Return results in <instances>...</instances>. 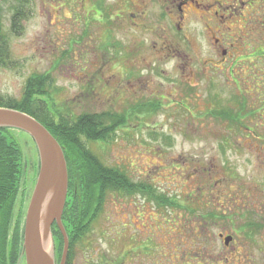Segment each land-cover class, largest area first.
<instances>
[{"label":"rangeland","instance_id":"1","mask_svg":"<svg viewBox=\"0 0 264 264\" xmlns=\"http://www.w3.org/2000/svg\"><path fill=\"white\" fill-rule=\"evenodd\" d=\"M234 1L233 18L225 11L197 14L184 30L193 44L176 56L159 55L153 47L154 31L162 24L153 17L152 4L143 18L147 35L143 30L127 35L125 22L124 40L146 44L143 55L136 52L132 60L141 66L134 69L136 77L141 74L149 84L142 83V94L128 93L124 79L120 87L127 95L121 99L111 83L126 77L127 69L110 65L102 71V61L95 63L113 58L112 50L81 47L85 30L95 38L107 28L89 14L95 11L91 0H30V16L20 34L10 31L12 2L3 4L10 56L0 63L1 102L19 103L31 77L51 74L56 109L75 117L110 113L115 106L123 114L133 107L143 114L152 103L158 107L147 120L140 119L142 126L120 130L106 146L90 144L107 166L127 173L131 191L109 189L101 206L93 198L91 208L83 211L91 224L74 240L70 264H264V0ZM145 4L137 1L138 14ZM169 8L175 13L173 5ZM162 29L176 35L167 20ZM230 42L237 48L223 55L221 44ZM90 80L108 85L106 95ZM229 111L236 122L221 115ZM13 133L23 167L4 264H26L22 248L17 259L11 253L18 233L22 241L39 155L30 135ZM65 222L73 237L84 231L69 216ZM54 234L60 263L64 238L58 228ZM225 236H234V249L226 247Z\"/></svg>","mask_w":264,"mask_h":264},{"label":"trees","instance_id":"2","mask_svg":"<svg viewBox=\"0 0 264 264\" xmlns=\"http://www.w3.org/2000/svg\"><path fill=\"white\" fill-rule=\"evenodd\" d=\"M9 2H12L10 5V31L12 33H22L23 22L30 16V0H3L0 2L1 64H6V60L10 56V45L3 29L5 12L3 4ZM50 75H34L28 80L23 99L18 101L19 103L0 101V107L17 109L36 118L50 130L63 147L69 174V189L63 223L66 225L65 221L69 216L75 228V222H77L84 229L81 234L74 237L70 235L69 229H66L70 237V249L66 264H70L74 240L83 236L91 224V216L84 214L83 211L91 208L93 198L97 199V206H101L109 189H115L118 192L131 191V182L127 173L121 169L117 170L115 167L107 166L88 146L89 142L108 143L111 141L117 129L126 122V115L103 112L99 114L84 113L75 117L66 109L57 110L50 90L53 81ZM148 108L156 111L158 107L151 104L148 105ZM221 115L236 122L230 111L223 112ZM22 154L13 129L0 128V264H4V256L8 250L9 228L18 196L19 176L23 167ZM116 172H118V179L114 178L117 177ZM56 228L58 227L54 224L53 232ZM61 235L59 236L62 239ZM54 236L56 237L55 234ZM21 243V233H18L14 251L11 253L13 259H17L19 256V249L22 248Z\"/></svg>","mask_w":264,"mask_h":264},{"label":"flooded vegetation","instance_id":"3","mask_svg":"<svg viewBox=\"0 0 264 264\" xmlns=\"http://www.w3.org/2000/svg\"><path fill=\"white\" fill-rule=\"evenodd\" d=\"M91 1L93 5L92 8H94L95 11L91 12L87 10V8L86 9L84 8V9L89 11V14L93 15L92 17L95 20H97V24L107 27V28L105 31L98 33L95 36V38L93 36L88 37L89 30L88 29L85 30L84 35L81 36V39H80L81 40L80 43L82 44L81 47L83 51H86V50L88 51L90 48L95 49V51L103 50L105 52L112 50L113 58L104 60V59H101L99 56L100 59H98V61H96L95 63L99 66L100 61H102L101 65L99 66L102 71L104 70L105 67L110 66V65L112 66L113 69L115 68L114 66H118V65H122L125 69H127L128 74L126 77L122 76L121 78L123 79L117 80L116 82L115 80H112V83H111L112 84L111 88L113 90L112 92L113 93L115 92L117 98H120V99H121V96L124 97L127 95V94L123 95L124 90H126L128 93L134 92L136 94L137 93L142 94L143 91H140L142 83L144 86L149 84V81L144 82L143 80H141L142 79V77H140L141 74L139 75V77L138 75L136 77V74H135L136 71L134 69L137 67H141V66L139 64H135V61L132 60L133 54L136 52L138 53L139 56L143 55V52L146 50V48H144L145 50L141 48L145 47L146 44H142L143 45L142 47L140 41H139L140 45H138L139 43L137 44L136 41L129 43L124 40V35L126 34L121 33V26L125 22H128V29L126 30L127 35L131 34L130 31L136 34L138 33L137 31H140V30L144 31L141 33L142 35H147L149 29L147 27L146 22L143 21V18L146 17L148 7L149 5L152 4L154 6V9L157 11L156 13L153 9V14H154L153 17H156L158 20H160L162 24L159 29L160 31H157V30L154 31L157 34L158 38L155 40L153 47L156 48V52L159 55H161L164 52H171L172 53L171 56H176L177 55L176 52L182 49L184 50L186 48L184 45H186L187 47L191 46L189 44H191L192 41L187 37V35H185L184 30L187 24L189 23L191 24L192 19H194L197 16V14H200L202 17L205 15L216 16V15H220L222 11L223 13L225 11L227 13L226 15L233 18L234 9H237L236 8L237 3L234 0H230V2H225V0L223 1L221 0H150L149 4L147 3L148 1L145 0L146 6L142 14L140 15L138 14V10H137L138 0H113L112 4H109V5H108L107 0H91ZM242 2H243V5L246 4L243 0ZM172 5L175 7V13L173 11V14H172V11L170 12L171 8L168 9V7ZM158 6L161 9L160 12H158ZM85 17H88V16L85 15ZM80 18L83 19L82 17ZM111 20H112V23H111ZM166 20H167L168 25H171V29L175 31V34H176L175 36H171V37L167 36L168 33L165 32V29H162L163 22H165ZM108 26L109 27L111 26V28H109ZM143 27H145L147 30L145 31ZM229 29L231 28L229 27ZM163 30H164V33H162ZM104 36H106L107 39H104ZM215 41L219 42L220 39H218L217 37ZM221 47H222L221 51L223 52V55L228 56L231 50L234 51L237 48V44L230 42L229 44L228 43L224 45L221 44ZM154 61L162 62L163 60L156 59ZM144 62L146 65L147 64L149 65L150 63V61L146 62L145 60H143L142 63ZM108 68L110 71L111 67H108ZM113 76L114 74L110 77H113ZM124 79L125 80L127 79V85L125 84L126 87L122 91L120 85H123ZM137 81L139 82L138 84H137ZM90 82H93V84L97 83L96 86L100 89L98 93L101 95H106L105 87L108 85L102 87V85H100V80L99 82L90 80ZM137 89L139 91H137ZM151 102L152 101H150V103ZM115 107H114V110L111 111L112 113H122L121 110L119 111L117 106ZM151 111L152 110L150 109H145V112L141 114L139 113L136 107H133L127 110L126 112H124V115H126V122L117 129L116 134H118L120 130H123V131L132 130L133 131L135 130V127L138 128V126H142L144 122L142 123L140 121L147 120L151 115L150 114ZM111 141H109L108 143L89 142L88 146H90L91 143H98V144H102L103 146H106ZM99 158L101 159V157ZM115 168H117V170L120 169L119 167H115ZM116 175L117 177H114V178L118 179V172H116ZM223 236H224L223 234H220V237H223ZM226 237L228 236H225V244H226ZM235 242L236 240L234 239V236H232V240L228 244H226V247L228 248L231 247V249H234Z\"/></svg>","mask_w":264,"mask_h":264},{"label":"water","instance_id":"4","mask_svg":"<svg viewBox=\"0 0 264 264\" xmlns=\"http://www.w3.org/2000/svg\"><path fill=\"white\" fill-rule=\"evenodd\" d=\"M0 128L15 129L30 135L39 155L38 177L23 229L22 256L26 264H66L70 242L62 216L69 175L64 150L43 123L23 111L0 107ZM55 223L64 238L60 263L57 262L52 232ZM231 240L232 236L226 237V244Z\"/></svg>","mask_w":264,"mask_h":264}]
</instances>
